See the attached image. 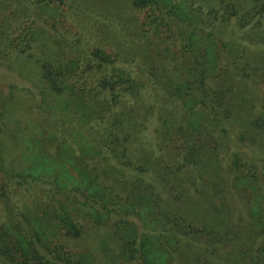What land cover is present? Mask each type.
<instances>
[{
    "label": "trees",
    "instance_id": "16d2710c",
    "mask_svg": "<svg viewBox=\"0 0 264 264\" xmlns=\"http://www.w3.org/2000/svg\"><path fill=\"white\" fill-rule=\"evenodd\" d=\"M123 1L0 0V264H264V0Z\"/></svg>",
    "mask_w": 264,
    "mask_h": 264
},
{
    "label": "rangeland",
    "instance_id": "374dc122",
    "mask_svg": "<svg viewBox=\"0 0 264 264\" xmlns=\"http://www.w3.org/2000/svg\"><path fill=\"white\" fill-rule=\"evenodd\" d=\"M88 6L91 10H95V18L99 22L98 27L95 28L96 35L100 36L101 40H109L108 38H112L115 41L117 35H123L127 39H132L130 32L135 30L134 28H128L127 20L133 15V18L136 16L142 20L145 17L144 13L136 12L131 8V6L123 0H86ZM103 7H109V9L100 11ZM139 15H138V14ZM128 18V19H127ZM88 29V28H87ZM90 32L91 29L89 28ZM77 32H74V34ZM76 36L81 37L80 35L75 34ZM83 38V37H81ZM88 38V37H87ZM85 38L82 39L83 43H86ZM46 44L52 48V55L57 57H65V58H76V51L70 50L69 52L65 51V48L58 42H51L47 38ZM38 54L41 52L44 54V50L36 49ZM63 57V58H64ZM5 64L12 65V69H15L17 72L12 73V77L7 75L4 84V90L7 91L6 95H8V88L11 84H16L17 88H29L31 89L32 83L38 84L41 86V81L38 77L37 69L38 65L34 63V61L19 57L15 61H6ZM8 66V65H7ZM38 66V67H37ZM251 93L258 94L261 97H264V86H251ZM20 91H16V95L19 97L21 95ZM25 94V93H24ZM15 101V100H14ZM13 100H9L8 104L13 102L9 107V110L5 111L8 114L6 116V129L8 132L16 130L19 125H25L29 122L40 123L38 120V116L35 113H32L28 104L25 100L21 99L14 102ZM17 123H20L19 125ZM8 149V146H7ZM16 149V148H15ZM3 209L0 208V225L4 220Z\"/></svg>",
    "mask_w": 264,
    "mask_h": 264
}]
</instances>
